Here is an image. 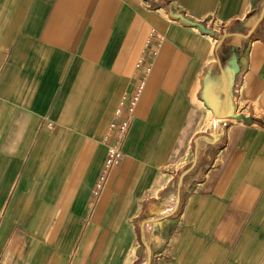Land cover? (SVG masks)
Returning a JSON list of instances; mask_svg holds the SVG:
<instances>
[{"label":"crops","instance_id":"crops-1","mask_svg":"<svg viewBox=\"0 0 264 264\" xmlns=\"http://www.w3.org/2000/svg\"><path fill=\"white\" fill-rule=\"evenodd\" d=\"M0 264H264V0H0Z\"/></svg>","mask_w":264,"mask_h":264},{"label":"built area","instance_id":"built-area-1","mask_svg":"<svg viewBox=\"0 0 264 264\" xmlns=\"http://www.w3.org/2000/svg\"><path fill=\"white\" fill-rule=\"evenodd\" d=\"M142 88L143 80H141L136 85V87L130 94L122 98L121 105L124 107V112L118 110V120L111 122V124L109 125L113 140L106 146V156L98 175L97 182L94 185L93 193L95 195H98L103 189L109 174L119 162V159L122 155V143L128 132L130 120ZM239 89L240 86L237 87L236 91L239 92Z\"/></svg>","mask_w":264,"mask_h":264},{"label":"water","instance_id":"water-1","mask_svg":"<svg viewBox=\"0 0 264 264\" xmlns=\"http://www.w3.org/2000/svg\"><path fill=\"white\" fill-rule=\"evenodd\" d=\"M171 15L175 18H178L181 22H183L189 26L197 27L198 30L201 32H204L207 34L211 32V30L209 28L204 27V25L202 23L194 21V20H190L188 18H185L182 13H171ZM236 115H237V117H243L242 114H236ZM245 119L249 120V118H245ZM147 250H148V248H147Z\"/></svg>","mask_w":264,"mask_h":264}]
</instances>
